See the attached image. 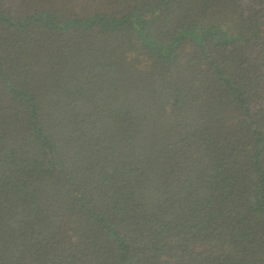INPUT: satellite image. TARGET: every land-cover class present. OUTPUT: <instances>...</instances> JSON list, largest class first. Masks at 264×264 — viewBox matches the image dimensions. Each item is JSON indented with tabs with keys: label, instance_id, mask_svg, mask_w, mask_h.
<instances>
[{
	"label": "trees",
	"instance_id": "trees-1",
	"mask_svg": "<svg viewBox=\"0 0 264 264\" xmlns=\"http://www.w3.org/2000/svg\"><path fill=\"white\" fill-rule=\"evenodd\" d=\"M0 264H264V0H0Z\"/></svg>",
	"mask_w": 264,
	"mask_h": 264
}]
</instances>
